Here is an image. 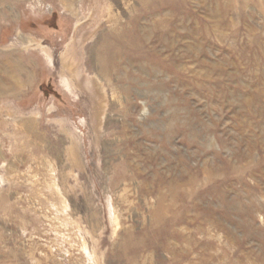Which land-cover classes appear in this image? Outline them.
I'll use <instances>...</instances> for the list:
<instances>
[{
	"label": "rangeland",
	"instance_id": "374dc122",
	"mask_svg": "<svg viewBox=\"0 0 264 264\" xmlns=\"http://www.w3.org/2000/svg\"><path fill=\"white\" fill-rule=\"evenodd\" d=\"M0 264H264V0H0Z\"/></svg>",
	"mask_w": 264,
	"mask_h": 264
},
{
	"label": "bare ground",
	"instance_id": "6f19581e",
	"mask_svg": "<svg viewBox=\"0 0 264 264\" xmlns=\"http://www.w3.org/2000/svg\"><path fill=\"white\" fill-rule=\"evenodd\" d=\"M66 60V59H65Z\"/></svg>",
	"mask_w": 264,
	"mask_h": 264
}]
</instances>
